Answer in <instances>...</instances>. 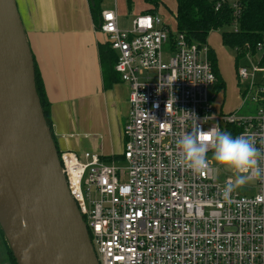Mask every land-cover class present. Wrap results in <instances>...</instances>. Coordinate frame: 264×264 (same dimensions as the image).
<instances>
[{
    "label": "built area",
    "instance_id": "1",
    "mask_svg": "<svg viewBox=\"0 0 264 264\" xmlns=\"http://www.w3.org/2000/svg\"><path fill=\"white\" fill-rule=\"evenodd\" d=\"M211 1L215 11L228 8L229 29L237 32L241 0ZM99 31L116 53L115 72L130 87L122 159L59 154L98 263L264 264V175L249 179L253 193L234 189L224 199L234 179L219 181L211 148L200 173L177 163V141L195 128L226 132L233 125L234 137L250 134L264 150V38L246 44L241 58L251 65L236 70L239 108L256 107L239 115L215 110L208 44L188 40L160 14L136 15L124 29L116 9L106 8Z\"/></svg>",
    "mask_w": 264,
    "mask_h": 264
},
{
    "label": "water",
    "instance_id": "2",
    "mask_svg": "<svg viewBox=\"0 0 264 264\" xmlns=\"http://www.w3.org/2000/svg\"><path fill=\"white\" fill-rule=\"evenodd\" d=\"M0 229L16 264H99L41 107L15 0H0Z\"/></svg>",
    "mask_w": 264,
    "mask_h": 264
},
{
    "label": "crops",
    "instance_id": "3",
    "mask_svg": "<svg viewBox=\"0 0 264 264\" xmlns=\"http://www.w3.org/2000/svg\"><path fill=\"white\" fill-rule=\"evenodd\" d=\"M15 4L49 103L59 151L74 153L80 160L85 152L106 161L120 158L130 87L116 72L115 77L110 75L101 60L100 45L107 42L89 0H15ZM141 6L139 14L152 13L147 12L152 5ZM111 8L117 10L116 0ZM118 24L127 29L131 21L125 28L118 17ZM2 240L0 234L4 245Z\"/></svg>",
    "mask_w": 264,
    "mask_h": 264
},
{
    "label": "trees",
    "instance_id": "4",
    "mask_svg": "<svg viewBox=\"0 0 264 264\" xmlns=\"http://www.w3.org/2000/svg\"><path fill=\"white\" fill-rule=\"evenodd\" d=\"M102 2L103 0H89L91 14L98 28L101 22V12L103 10L101 8ZM127 2L128 7H131V0H127ZM144 2L153 6V9H148L147 12L156 13L160 0H144ZM241 2L243 5V13L237 32H233L229 29L231 15L228 8L224 7L220 11H215L214 4L211 0H176V11L174 14L175 28L177 31L182 32L188 40H194L199 43H206L207 36L211 31L222 29V41L232 50L237 48L238 55H236V60L238 61L241 59V56L245 51L246 44L253 47L254 43L264 38V0H241ZM100 55L101 60L106 63L110 75L114 76L116 53L111 49L109 43L100 45ZM208 58L212 64L213 71L217 76L216 87H218L222 81L217 68L216 56L211 47H209ZM261 64L264 65V56ZM35 80L41 107L47 123L51 128L48 116L49 103L45 96L36 67ZM226 132H229L234 137L238 132V129L233 125H228L226 127ZM58 152L59 154L61 153L59 149ZM118 159H122V156ZM0 234L4 240L10 264H16L15 259L3 237L1 229Z\"/></svg>",
    "mask_w": 264,
    "mask_h": 264
},
{
    "label": "rangeland",
    "instance_id": "5",
    "mask_svg": "<svg viewBox=\"0 0 264 264\" xmlns=\"http://www.w3.org/2000/svg\"><path fill=\"white\" fill-rule=\"evenodd\" d=\"M113 3L114 0H104V4L101 7L102 9L111 8ZM141 5H145L144 0H131V7H128L127 0H116V12H118L117 16L119 17V23L122 27H128V24H130L132 19L131 14H139L140 8L142 7ZM175 11L176 0H160L158 12L165 18L171 27L175 26V18L173 15L175 14ZM221 33L222 29L213 30L208 34L206 39V43L215 53L217 68L222 81V83L218 87H215V89L210 88V92L215 95L213 100L215 110L217 112L222 110L224 113H230L237 110L236 112L239 115L253 113L256 111L254 105L245 104L243 107L239 108L241 99L239 97V81L236 73L238 66L246 64L251 65V61L242 58L237 61L236 53L223 43ZM255 61L256 60L253 62ZM212 157L213 153L210 155V158L213 161V165L217 167L219 181L223 182L226 177H232L235 179L237 175L235 170L217 164ZM251 184L252 181L248 180L244 185L236 187L235 189L239 194H251L254 192ZM2 241L4 242V240ZM0 264H10L5 244L3 245L1 243Z\"/></svg>",
    "mask_w": 264,
    "mask_h": 264
},
{
    "label": "clouds",
    "instance_id": "6",
    "mask_svg": "<svg viewBox=\"0 0 264 264\" xmlns=\"http://www.w3.org/2000/svg\"><path fill=\"white\" fill-rule=\"evenodd\" d=\"M180 150L179 166H187L195 173H200L208 167L207 153L213 150L214 161L237 173L233 182L228 183L222 192L228 199L231 192L244 185L253 176L264 175V150L256 146L250 134H240L233 137L229 132L219 129L195 128L191 133H185L178 141Z\"/></svg>",
    "mask_w": 264,
    "mask_h": 264
}]
</instances>
